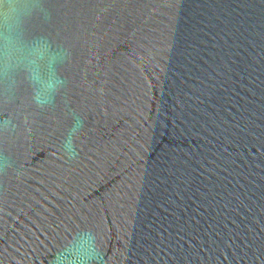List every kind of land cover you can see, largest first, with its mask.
I'll return each instance as SVG.
<instances>
[{"label": "water", "instance_id": "obj_1", "mask_svg": "<svg viewBox=\"0 0 264 264\" xmlns=\"http://www.w3.org/2000/svg\"><path fill=\"white\" fill-rule=\"evenodd\" d=\"M0 264H264V0H0Z\"/></svg>", "mask_w": 264, "mask_h": 264}]
</instances>
